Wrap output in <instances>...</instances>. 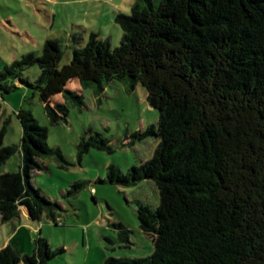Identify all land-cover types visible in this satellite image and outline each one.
Returning <instances> with one entry per match:
<instances>
[{
  "label": "trees",
  "instance_id": "16d2710c",
  "mask_svg": "<svg viewBox=\"0 0 264 264\" xmlns=\"http://www.w3.org/2000/svg\"><path fill=\"white\" fill-rule=\"evenodd\" d=\"M114 20L122 30L114 47L91 32L59 66L60 40L48 38L40 54H23L0 70V89L8 92L16 85L2 82H27L24 70L38 65L32 86L49 124L66 121L70 105L84 106L82 96L65 87L72 78L96 96L114 80L130 88L139 83L158 110L157 131L131 134L158 137L152 156L125 172L109 164L105 178L122 185L153 180L157 206L141 204L136 211L153 250L103 264H264V0H135L129 14L116 13ZM55 94L62 99L51 103ZM17 116L18 144L4 145L0 127V221L19 218L24 206L31 220L45 216L56 223L62 208L32 184L31 173L46 157L64 158L47 145V128L30 112ZM85 135L88 146L112 151L99 132ZM15 151L18 169L1 172ZM84 184L72 183L67 194ZM112 225L127 242L129 230ZM63 251L51 250L41 236L29 254L8 242L0 264H45Z\"/></svg>",
  "mask_w": 264,
  "mask_h": 264
},
{
  "label": "rangeland",
  "instance_id": "374dc122",
  "mask_svg": "<svg viewBox=\"0 0 264 264\" xmlns=\"http://www.w3.org/2000/svg\"><path fill=\"white\" fill-rule=\"evenodd\" d=\"M134 1L0 0V70L23 54H40L42 43L48 38L60 40L59 66L71 59L73 49L83 46L91 32L107 39L111 47L118 45L122 30L114 20L115 14H129ZM38 74L35 63L23 72L27 82L20 83L18 79L2 82L16 85L8 92L0 89L3 144L19 143L18 111L30 112L39 125L47 128V145L57 148L65 162L59 163L52 156L40 160L42 168L31 173V182L62 209L56 223L45 216L33 221L23 214L7 222L0 221V248L14 242L20 253L29 254L35 239L41 236L51 250L64 248L45 264H103L109 257L151 254L152 238L139 227L136 211L141 204L151 209L157 206L158 190L153 180L122 185L105 179L109 164L125 172L153 154L157 136L151 134L140 140L131 136L134 131L148 127L157 131L158 110L147 102L146 89L139 83L130 88L114 80L106 83L103 92L96 96L91 87H81L72 78L65 87L80 94L84 106L79 109L70 105L66 121L49 124L43 102L32 86ZM60 99L62 96L55 94L51 103ZM87 132L107 137L112 151L85 144L82 137ZM19 163L20 153L15 151L3 163L1 172L16 171ZM76 181L85 184L77 192L67 194ZM113 223H121L129 230L127 242L120 240L119 229Z\"/></svg>",
  "mask_w": 264,
  "mask_h": 264
},
{
  "label": "crops",
  "instance_id": "0c3cea01",
  "mask_svg": "<svg viewBox=\"0 0 264 264\" xmlns=\"http://www.w3.org/2000/svg\"><path fill=\"white\" fill-rule=\"evenodd\" d=\"M21 214L25 215L26 217H29L28 212H27L26 208H24V207H20V215Z\"/></svg>",
  "mask_w": 264,
  "mask_h": 264
}]
</instances>
